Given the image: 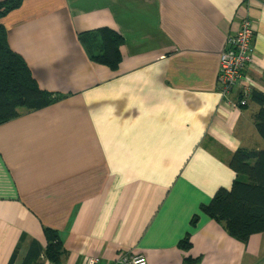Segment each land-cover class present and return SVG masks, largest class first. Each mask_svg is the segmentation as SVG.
<instances>
[{
  "label": "crops",
  "instance_id": "crops-1",
  "mask_svg": "<svg viewBox=\"0 0 264 264\" xmlns=\"http://www.w3.org/2000/svg\"><path fill=\"white\" fill-rule=\"evenodd\" d=\"M247 16L246 73L264 92V0H24L0 19L41 88L64 96L0 125V264H23L35 241L45 252L49 228L61 264H264V233L241 241L201 210L232 187L238 149L264 148L261 106L219 90L221 53ZM105 27L124 38L116 71L81 41Z\"/></svg>",
  "mask_w": 264,
  "mask_h": 264
},
{
  "label": "trees",
  "instance_id": "trees-1",
  "mask_svg": "<svg viewBox=\"0 0 264 264\" xmlns=\"http://www.w3.org/2000/svg\"><path fill=\"white\" fill-rule=\"evenodd\" d=\"M24 0L0 2V19L21 6ZM91 60L111 70L120 68L123 56L121 46L124 38L110 28H100L81 35ZM64 96L41 88L31 68L22 55L9 44L6 27L0 22V125L21 116L51 106ZM252 101L261 106L255 114L256 127L264 139V92L253 90ZM247 106V105H246ZM243 106V107H246ZM235 172L231 188H220L211 202L203 204L201 210L221 222L229 233L244 242L253 235L264 233V148L238 149L230 160ZM48 248L43 252L38 242H33L23 264L41 259L43 255L53 264H61L62 244L56 231L46 229ZM189 250L190 237L180 243ZM16 258L14 254L13 260ZM200 258L188 257L183 264H199Z\"/></svg>",
  "mask_w": 264,
  "mask_h": 264
},
{
  "label": "built area",
  "instance_id": "built-area-1",
  "mask_svg": "<svg viewBox=\"0 0 264 264\" xmlns=\"http://www.w3.org/2000/svg\"><path fill=\"white\" fill-rule=\"evenodd\" d=\"M256 30L251 17H245L238 31L229 37L226 47L221 53V64L219 70V90L223 97V102L235 106L243 107L249 104L252 98L253 85L246 71L249 64L253 62L254 40ZM240 88L239 98L235 100L232 96L234 88ZM99 257L91 258L87 264H100ZM147 264L144 255L133 256L131 258L120 259L119 263ZM45 264H53L48 261Z\"/></svg>",
  "mask_w": 264,
  "mask_h": 264
}]
</instances>
